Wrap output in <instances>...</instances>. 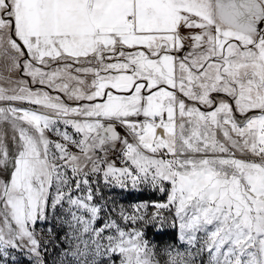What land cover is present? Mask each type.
Here are the masks:
<instances>
[{
  "label": "snow or ice",
  "instance_id": "snow-or-ice-1",
  "mask_svg": "<svg viewBox=\"0 0 264 264\" xmlns=\"http://www.w3.org/2000/svg\"><path fill=\"white\" fill-rule=\"evenodd\" d=\"M39 225L75 264H264V0H0V264Z\"/></svg>",
  "mask_w": 264,
  "mask_h": 264
},
{
  "label": "rangeland",
  "instance_id": "rangeland-1",
  "mask_svg": "<svg viewBox=\"0 0 264 264\" xmlns=\"http://www.w3.org/2000/svg\"><path fill=\"white\" fill-rule=\"evenodd\" d=\"M6 74V73H5ZM27 106V105H25ZM56 139L55 136L52 137ZM223 139V137H220ZM93 179L98 180V183L94 186L98 188L97 202L106 206L105 211L115 208L117 213L121 206L131 213L133 211V206L136 204L148 202H163L166 201V194L160 193L158 190H153L150 187L145 185H140L137 189H132L130 186L127 189H121L118 186L113 187L106 185L103 181L102 175L100 177H93ZM149 212L153 211L149 207ZM165 216L168 215L167 212L164 213ZM116 215L115 213L113 214ZM102 219L103 214H102ZM170 219V217H169ZM123 225V221H120ZM140 225H131L129 223L128 227H138ZM146 238L149 239L152 243L156 244L159 248H163L166 245L173 244L175 247L184 250L186 247L179 238H178V229H172L170 226L166 225L165 230L162 233H158L156 227H151L145 225ZM39 229H44V239L50 241L48 243V251L44 254L45 264H75V261L71 257L65 258L62 253L67 250L71 252L76 244L79 242L76 239L72 238L70 230L67 225L63 227L56 226L53 228V234H47V227L45 225H39ZM67 234V238L66 237ZM83 239H88V235H85ZM83 245H81L82 247ZM16 260L12 261L9 258L8 264H30V261L27 256L22 253L14 252ZM162 264L166 257H160ZM206 261L207 257L197 258L196 264H201V261Z\"/></svg>",
  "mask_w": 264,
  "mask_h": 264
}]
</instances>
